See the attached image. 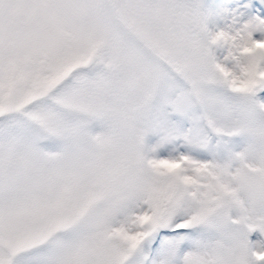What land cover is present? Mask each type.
<instances>
[{"label":"snow or ice","instance_id":"snow-or-ice-1","mask_svg":"<svg viewBox=\"0 0 264 264\" xmlns=\"http://www.w3.org/2000/svg\"><path fill=\"white\" fill-rule=\"evenodd\" d=\"M0 264H264V0H0Z\"/></svg>","mask_w":264,"mask_h":264}]
</instances>
